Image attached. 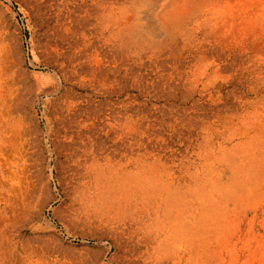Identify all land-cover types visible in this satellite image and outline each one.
I'll use <instances>...</instances> for the list:
<instances>
[{
  "label": "rangeland",
  "instance_id": "rangeland-1",
  "mask_svg": "<svg viewBox=\"0 0 264 264\" xmlns=\"http://www.w3.org/2000/svg\"><path fill=\"white\" fill-rule=\"evenodd\" d=\"M60 4L0 0L35 196L13 242L63 264H264V0H235V66L213 101L158 83L155 49L112 58L116 91L86 85L91 52L66 48Z\"/></svg>",
  "mask_w": 264,
  "mask_h": 264
},
{
  "label": "bare ground",
  "instance_id": "bare-ground-1",
  "mask_svg": "<svg viewBox=\"0 0 264 264\" xmlns=\"http://www.w3.org/2000/svg\"><path fill=\"white\" fill-rule=\"evenodd\" d=\"M60 1L61 12L66 9L68 13L61 20L71 42L66 48H76L74 55L82 57L91 52L90 72L83 79L86 85L103 94L116 91L119 82L115 75L121 64L112 58L119 61L118 54L140 60L155 49L148 59L156 62L154 74L162 86L184 82L210 101L223 93V76L235 66V0H131L136 9L123 8L122 0ZM75 8L79 16L74 14ZM93 9L101 20L96 29L87 31L79 21L88 18ZM141 79L136 72L134 83H142ZM233 79L231 75L230 84ZM14 85L11 49L0 34V264H63L51 258L47 249L13 242L15 223L27 216L35 197L27 168L19 164L28 153L23 121L15 116ZM262 183L264 178L257 185Z\"/></svg>",
  "mask_w": 264,
  "mask_h": 264
}]
</instances>
